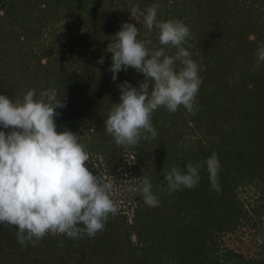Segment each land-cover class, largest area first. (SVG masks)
Listing matches in <instances>:
<instances>
[{"label": "trees", "instance_id": "1", "mask_svg": "<svg viewBox=\"0 0 264 264\" xmlns=\"http://www.w3.org/2000/svg\"><path fill=\"white\" fill-rule=\"evenodd\" d=\"M152 4L158 20L189 27L192 47L184 46L203 66L202 84L194 115L161 107L152 116L157 137L124 148L104 120L120 102L118 85L139 88L145 77L129 67L113 80L106 48L125 22L153 50L161 47L141 14ZM261 43L264 0H0V94L15 101L30 88L37 96L55 90L65 104L56 109L57 132L80 135L97 176L115 185L130 179L118 213L94 237L49 234L22 246L15 227L0 224V264H264V64L253 71ZM213 153L219 191L204 163ZM188 163L201 164L198 185L170 193L163 169L183 171ZM145 175L156 207L138 191ZM228 235L241 243L249 237L248 251L224 246Z\"/></svg>", "mask_w": 264, "mask_h": 264}, {"label": "clouds", "instance_id": "2", "mask_svg": "<svg viewBox=\"0 0 264 264\" xmlns=\"http://www.w3.org/2000/svg\"><path fill=\"white\" fill-rule=\"evenodd\" d=\"M158 8L152 4L141 14L146 29L158 31L161 47L153 50L150 40L138 39L136 24L125 22L106 48L112 54L109 70L113 80L129 67L145 77L139 88L127 81L118 85L120 102L113 104L104 120L106 133L124 148L157 137L152 116L161 107L171 114L183 106L189 115L195 114L202 84L198 73L203 66L187 50L192 47L187 44L189 27L179 19L158 20ZM138 13L140 6L136 4L130 16L135 20ZM169 47L176 52L169 55ZM255 56L253 71L264 64V43L257 47ZM97 63L103 64L104 58ZM148 81H152L151 90ZM64 106L51 89L37 96L30 88L15 101L0 94V127L12 129L7 134L0 130V224L14 226L22 246H36L49 234L71 239L94 237L105 228L109 215L119 211L113 199L116 185L90 170V153L80 142V135L68 129L57 132L54 117L60 113L56 109ZM204 163L212 189L219 191L217 154ZM200 168L199 163H188L183 171L177 166L163 169L168 191L196 187ZM152 187L145 175L138 191L146 205L156 207L159 198Z\"/></svg>", "mask_w": 264, "mask_h": 264}, {"label": "rangeland", "instance_id": "3", "mask_svg": "<svg viewBox=\"0 0 264 264\" xmlns=\"http://www.w3.org/2000/svg\"><path fill=\"white\" fill-rule=\"evenodd\" d=\"M127 174H128V171L125 173V175H127ZM118 180H119V178H118ZM128 181H130L129 178H128ZM128 181L122 179V180L118 181V183L116 184V191L114 192L115 197H113L115 199V202H122L120 198L125 197L124 196L125 194L123 191H126L125 185ZM119 204H121V203H119ZM258 238H261V237L258 236ZM243 239H244V243H241L242 239H239L235 236L233 237V236L228 235V236H224L222 238V242H223L222 244L224 246H227L229 248H234L236 250H239V248L242 246L241 250L248 251V249H246L245 246H246V244H249V242H250L249 237H247V238L243 237Z\"/></svg>", "mask_w": 264, "mask_h": 264}]
</instances>
